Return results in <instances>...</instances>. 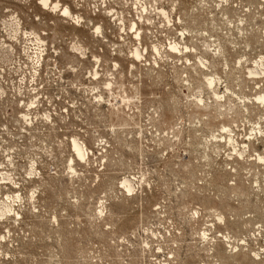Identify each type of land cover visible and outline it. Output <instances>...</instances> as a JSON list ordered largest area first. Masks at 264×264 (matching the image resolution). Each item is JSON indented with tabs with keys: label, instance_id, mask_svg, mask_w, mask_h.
Returning a JSON list of instances; mask_svg holds the SVG:
<instances>
[{
	"label": "rangeland",
	"instance_id": "obj_1",
	"mask_svg": "<svg viewBox=\"0 0 264 264\" xmlns=\"http://www.w3.org/2000/svg\"><path fill=\"white\" fill-rule=\"evenodd\" d=\"M53 1L0 0V264H264V0Z\"/></svg>",
	"mask_w": 264,
	"mask_h": 264
},
{
	"label": "bare ground",
	"instance_id": "obj_2",
	"mask_svg": "<svg viewBox=\"0 0 264 264\" xmlns=\"http://www.w3.org/2000/svg\"><path fill=\"white\" fill-rule=\"evenodd\" d=\"M221 1H226L227 2V0H221ZM41 5L44 8H46V9H49V10L51 9L53 12H57V13L58 12H62L63 13V17H67V18L74 19V14H73V12L70 11V9L68 7H65V9H61L60 4L59 3H55L53 0H41ZM159 11H161V10H159ZM162 13L166 15V11L164 9L162 10ZM78 20L80 21V19H78ZM133 24L135 25V29H136L137 24L136 23H133ZM97 31L100 32L101 29L98 28ZM136 36H137V39H140V35L137 34ZM172 48H173V50H175L176 49V45L174 47H172ZM75 49H76L77 52H80L82 54V56L84 55V53L81 52L82 49H79L77 47ZM154 50H156L157 52L159 51L156 46H155ZM217 53H221V51L219 50V51H217ZM133 54L139 60L143 57V54H142L141 50H139L138 48L134 51ZM199 60H200L201 65L204 66L203 68H206V70L209 69V66L208 65L210 63H209V61L204 56H201ZM249 74H250V76H252V79H258V80H260L261 78H264V57H261L258 61H255L253 63V67L252 68H249ZM219 80H220V78H219ZM207 81L209 83V86L211 88H214L215 84L218 82V77L217 78L216 77H208L207 78ZM212 92H213V96L217 97V99H223L222 96H219V93L217 91H212ZM256 100L258 101V103H263L264 104V92H260V95L256 98ZM199 102L200 103L201 102H204L203 97H201V99H199ZM225 130H226V132H228L229 134H231V131L229 129H226L225 128ZM229 140L231 141V143L234 142L233 138H230ZM72 144L74 145L73 147L75 148L74 151L76 150L75 152H77L76 155L81 160L84 161L85 160V157H86V154H87V150L85 149V147H83V145H81L77 140L73 141ZM234 148H235V146H234ZM241 156H244V154L241 153ZM258 159L261 162L264 161V157L261 156V155L258 157ZM122 184L128 190L129 193L130 192H134L136 190L135 184H134V182H133V180L131 178L130 179H126ZM7 197H8L7 198L8 199V202H6L7 199L5 200V202H0V217H3V218L4 217H7V216H11L12 213L13 214L16 213V209H15L16 207L14 205H15L16 200L18 199V195L17 196L16 195H12V196H7Z\"/></svg>",
	"mask_w": 264,
	"mask_h": 264
}]
</instances>
